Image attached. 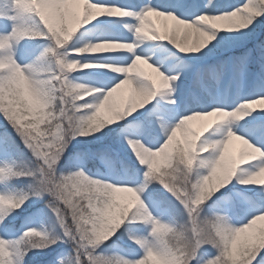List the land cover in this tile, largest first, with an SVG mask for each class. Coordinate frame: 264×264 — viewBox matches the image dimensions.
I'll use <instances>...</instances> for the list:
<instances>
[{
  "label": "snow or ice",
  "instance_id": "snow-or-ice-1",
  "mask_svg": "<svg viewBox=\"0 0 264 264\" xmlns=\"http://www.w3.org/2000/svg\"><path fill=\"white\" fill-rule=\"evenodd\" d=\"M7 2L0 155L22 154L23 144L35 167L0 164V185L29 179L0 188V228L35 197L73 244L72 258L53 264H264V187H240L264 186V0ZM37 38L48 45L26 50L21 64L16 46ZM87 69L104 91L72 75ZM234 120L244 135L229 127L214 137ZM90 161L142 182L93 178ZM125 233L143 255L100 250ZM61 239L34 227L16 241L0 237V264H23Z\"/></svg>",
  "mask_w": 264,
  "mask_h": 264
},
{
  "label": "rangeland",
  "instance_id": "rangeland-1",
  "mask_svg": "<svg viewBox=\"0 0 264 264\" xmlns=\"http://www.w3.org/2000/svg\"><path fill=\"white\" fill-rule=\"evenodd\" d=\"M9 4L7 0H0V7H7ZM34 23V21H32ZM11 27V25L9 26ZM7 31V29L0 27V32ZM49 41L45 38H37V39H26L21 41L17 46V50H19V57L18 61L22 63H26L30 61L29 57H25L23 53L26 50H35V51H42L44 47L48 45ZM145 43L155 44L158 42L152 41H145ZM143 46V45H141ZM151 55V54H150ZM90 73L89 70H84L83 72H74L72 73L73 77L83 82L87 85H90L93 81H96L99 90H105V84L101 83L99 80L90 77L88 75ZM92 86V85H90ZM111 84H107V87L110 88ZM252 91V89H246L242 93V95H247L248 92ZM260 111V110H257ZM251 115V112L249 113ZM245 117L244 119H247ZM4 119L0 117V125H2ZM6 122V121H5ZM199 122H197L198 124ZM241 121L234 120L231 124H224L220 127L213 128L211 132L213 133L214 137L220 138L224 135L225 131L231 127L232 130L238 131V134L244 135L242 130H239V125ZM11 131V128L9 129ZM207 136V134H206ZM77 140L82 143H89L91 142L90 138H82L81 136L77 137ZM77 140L72 142L70 145V149L73 153L79 152L82 150V144H78ZM255 143V141H254ZM264 147V144L260 145ZM238 147V145H236ZM22 154H14L12 156L5 157L4 155H0V162L3 164L6 161L8 163L15 164L17 167L20 168H28V167H35L34 159H30L31 153L24 148L23 144H21ZM122 150L125 152L123 154H127L131 151V149L127 148L126 142L122 146ZM68 155L67 153L65 154ZM135 159V157H132ZM63 165V162H62ZM89 174L93 176V178H100V179H110L114 183H136L139 185L142 182V174L139 179L134 180L130 173L124 172L122 170L112 171L109 169H105L100 167L99 165L93 166L88 164ZM16 186L15 189H9L7 186L0 185L5 192L10 190H16L18 188H23L25 185L29 183L28 178H21L13 182ZM157 190L165 191L160 185H155ZM240 187H264V186H256V185H240ZM167 195L171 198V200L182 208V205H179V201L175 200V197L171 196V193H167ZM143 197V194H142ZM36 200V203L29 202V205L22 209H17L14 216V223L13 227L9 230H4L0 228V237H3L6 240L16 241L21 238L26 228H37L40 230H54L56 234H59L63 239H61L57 244L51 246V248H44V249H32L28 252L27 256L23 258V264H53V259L57 262L63 256V258L68 261L74 255L73 252V244L68 237L64 236L62 228L59 226L58 222L55 219L54 214L51 210H46L44 213H38V209L44 208L45 204L42 200L38 198H33ZM145 202L147 203V199L145 198ZM156 215L162 219L163 221H169L172 219L170 215H161L159 212ZM241 219H237L234 221L236 226H239ZM21 247H27V244L21 245ZM101 251H104L108 254L112 255H122L129 258H137L143 255V249L137 245L133 240L129 238V235L125 233L120 239H113L111 243L106 242L104 245L101 246ZM211 255L215 254V249L211 250Z\"/></svg>",
  "mask_w": 264,
  "mask_h": 264
},
{
  "label": "bare ground",
  "instance_id": "bare-ground-1",
  "mask_svg": "<svg viewBox=\"0 0 264 264\" xmlns=\"http://www.w3.org/2000/svg\"><path fill=\"white\" fill-rule=\"evenodd\" d=\"M7 7H9V5L7 6ZM6 8V7H5ZM19 50H17V59H18V57H19V52H18ZM149 59L150 60H152L153 62H154V56L153 55H150L149 56ZM30 62V61H29ZM29 62H26V63H22V64H27V63H29ZM87 70H89L90 72L92 71L91 69H87ZM102 70H104V71H107V69H102ZM86 71V70H85ZM90 85H92V86H94V87H96L98 90H99V86H98V84H97V82L96 81H93ZM111 87V86H110ZM101 91V90H100ZM236 145H238V147H239V142H235V146ZM237 147V148H238ZM0 164H2L1 162H0Z\"/></svg>",
  "mask_w": 264,
  "mask_h": 264
},
{
  "label": "trees",
  "instance_id": "trees-1",
  "mask_svg": "<svg viewBox=\"0 0 264 264\" xmlns=\"http://www.w3.org/2000/svg\"><path fill=\"white\" fill-rule=\"evenodd\" d=\"M3 124H5L6 125V122L4 121V122H2ZM9 129H10V127H9ZM10 131V130H9ZM98 135V134H97ZM82 138H90V136H81ZM92 139V138H91ZM122 152L123 153H125L123 150H122ZM125 155H127V154H125ZM89 165H93V166H97V165H99L98 164V162H96V163H94V162H89Z\"/></svg>",
  "mask_w": 264,
  "mask_h": 264
},
{
  "label": "clouds",
  "instance_id": "clouds-1",
  "mask_svg": "<svg viewBox=\"0 0 264 264\" xmlns=\"http://www.w3.org/2000/svg\"><path fill=\"white\" fill-rule=\"evenodd\" d=\"M85 95H87V93H85Z\"/></svg>",
  "mask_w": 264,
  "mask_h": 264
}]
</instances>
